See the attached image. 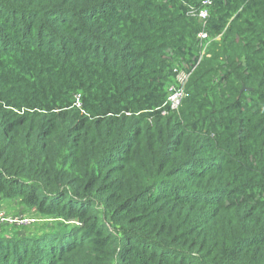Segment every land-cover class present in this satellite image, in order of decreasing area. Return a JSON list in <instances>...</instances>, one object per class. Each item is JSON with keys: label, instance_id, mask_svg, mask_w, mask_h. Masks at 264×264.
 I'll use <instances>...</instances> for the list:
<instances>
[{"label": "trees", "instance_id": "16d2710c", "mask_svg": "<svg viewBox=\"0 0 264 264\" xmlns=\"http://www.w3.org/2000/svg\"><path fill=\"white\" fill-rule=\"evenodd\" d=\"M202 1L0 0V264H264V0Z\"/></svg>", "mask_w": 264, "mask_h": 264}, {"label": "built area", "instance_id": "2783aa9c", "mask_svg": "<svg viewBox=\"0 0 264 264\" xmlns=\"http://www.w3.org/2000/svg\"><path fill=\"white\" fill-rule=\"evenodd\" d=\"M208 3V0L202 1V4L205 5ZM191 15H194L198 18V21L200 22V25L202 26L201 30L197 33V37L200 41L201 45V54L199 57H202V55L205 53V48L207 46V42H204L203 40L206 39L207 33L204 30V26L206 24V19L208 16V10L206 7L201 6L198 9H191L189 11ZM176 71V70H174ZM192 70L186 71L185 69H181L176 72V82L177 84L174 86H170L167 89V98L163 102L162 106L168 105L169 109L176 110L180 104L181 99L184 97V84L190 75ZM165 113V111H163ZM7 221L8 223H27V218H20V217H9L6 216V213L4 210L0 209V222Z\"/></svg>", "mask_w": 264, "mask_h": 264}, {"label": "water", "instance_id": "95a60500", "mask_svg": "<svg viewBox=\"0 0 264 264\" xmlns=\"http://www.w3.org/2000/svg\"><path fill=\"white\" fill-rule=\"evenodd\" d=\"M244 89H245V87H242L241 91L244 90Z\"/></svg>", "mask_w": 264, "mask_h": 264}, {"label": "rangeland", "instance_id": "374dc122", "mask_svg": "<svg viewBox=\"0 0 264 264\" xmlns=\"http://www.w3.org/2000/svg\"><path fill=\"white\" fill-rule=\"evenodd\" d=\"M16 205H14V207H15ZM15 209V208H14Z\"/></svg>", "mask_w": 264, "mask_h": 264}]
</instances>
